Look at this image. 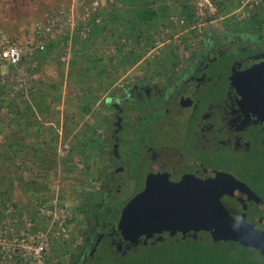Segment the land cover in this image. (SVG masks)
Segmentation results:
<instances>
[{
    "label": "flooded vegetation",
    "instance_id": "1",
    "mask_svg": "<svg viewBox=\"0 0 264 264\" xmlns=\"http://www.w3.org/2000/svg\"><path fill=\"white\" fill-rule=\"evenodd\" d=\"M201 40L181 63L103 99L94 200L77 210L63 264H264V191L254 177L264 110L235 82L264 62V26L227 24ZM140 194L142 221L127 224L123 210ZM229 213L236 222L205 220ZM226 226L240 237L219 238L213 228Z\"/></svg>",
    "mask_w": 264,
    "mask_h": 264
},
{
    "label": "rangeland",
    "instance_id": "2",
    "mask_svg": "<svg viewBox=\"0 0 264 264\" xmlns=\"http://www.w3.org/2000/svg\"><path fill=\"white\" fill-rule=\"evenodd\" d=\"M93 1L0 0V151L27 142L11 159L0 155V226L8 238L52 231V264L73 247L77 210L95 189L103 99L123 81L181 63L205 32L250 29L255 15L264 26V0H191V23L187 0H100L97 10ZM144 10L157 16L136 19ZM12 46L22 49L19 65L5 57ZM37 157L55 164L45 176ZM256 171L264 191V163Z\"/></svg>",
    "mask_w": 264,
    "mask_h": 264
},
{
    "label": "built area",
    "instance_id": "3",
    "mask_svg": "<svg viewBox=\"0 0 264 264\" xmlns=\"http://www.w3.org/2000/svg\"><path fill=\"white\" fill-rule=\"evenodd\" d=\"M99 3L100 0L93 1L94 10H97ZM5 57L11 64L19 65L23 58L22 49L12 46L5 52ZM61 227L65 231L66 219L63 220ZM51 233L52 231L40 232L38 235H31L30 237L25 232H21L8 238L6 236L7 231L0 226V264H52L45 255L48 236Z\"/></svg>",
    "mask_w": 264,
    "mask_h": 264
},
{
    "label": "water",
    "instance_id": "4",
    "mask_svg": "<svg viewBox=\"0 0 264 264\" xmlns=\"http://www.w3.org/2000/svg\"><path fill=\"white\" fill-rule=\"evenodd\" d=\"M236 86L242 92L243 96L250 101L251 103L255 104L256 106L260 105V108L264 110V62L256 64L251 68L247 69L243 76L241 77L240 81L235 79ZM144 194H140L134 197L128 205L123 210V221L125 223L135 222V221H142V207L144 206V199H142ZM159 216H166L168 213L166 212H159L157 211ZM233 213L222 215V218H216L210 216V218H205L207 222H236ZM208 217V216H207ZM161 221L164 218L160 219ZM168 220V219H167ZM214 231L219 230L224 233V235H217L219 238H229V237H240L239 230L243 229H236L234 226L231 227H218L213 228ZM217 232V231H216ZM226 233V234H225ZM242 237V236H241Z\"/></svg>",
    "mask_w": 264,
    "mask_h": 264
},
{
    "label": "trees",
    "instance_id": "5",
    "mask_svg": "<svg viewBox=\"0 0 264 264\" xmlns=\"http://www.w3.org/2000/svg\"><path fill=\"white\" fill-rule=\"evenodd\" d=\"M231 3H234L233 1L229 0L228 1V4H231ZM233 7V4L230 5ZM197 7L195 5H193L191 3V0H187V1H184L182 4H181V11L183 13V15L187 18L188 20V23H191V22H195L196 21V16H197ZM141 17H134L136 19H140L143 18L145 21H152L153 19H155V17L157 16V13L155 11H142L141 13ZM216 17V14H208L207 16V19H213ZM136 19L134 21V23L136 22ZM261 19L257 17V15L254 16V22H253V26H258V25H262L261 23ZM229 27L233 28L231 24H228ZM13 135V134H12ZM25 135V134H24ZM22 143H27L26 142V139L24 136H21L20 140L18 141L17 143V146L16 145H12V146H8L7 150H4L3 152L0 151V155L2 154H6L8 153L7 151L9 150V155H7V158L11 159V156H13L12 152H15L17 150H21V147H19L20 145H22ZM25 151V149H24ZM17 154V153H16ZM27 156V155H25ZM37 156V155H36ZM39 162V165L41 167V170H42V175L41 176H45L47 174V172L49 170H51L53 167H54V163L48 161L47 159L45 158H42V157H37L36 158ZM43 186V184L41 183V186L39 187H35L37 190H39L41 187ZM93 200H94V196H93V193L91 191L89 192H86V194L83 196V200L81 201V205L79 207V209L83 212L87 211L88 208L93 204Z\"/></svg>",
    "mask_w": 264,
    "mask_h": 264
}]
</instances>
